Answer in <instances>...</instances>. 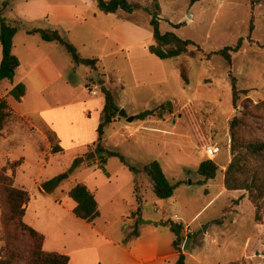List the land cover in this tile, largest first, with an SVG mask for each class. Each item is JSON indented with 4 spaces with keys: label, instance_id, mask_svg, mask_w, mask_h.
<instances>
[{
    "label": "rangeland",
    "instance_id": "rangeland-1",
    "mask_svg": "<svg viewBox=\"0 0 264 264\" xmlns=\"http://www.w3.org/2000/svg\"><path fill=\"white\" fill-rule=\"evenodd\" d=\"M132 1L142 6L149 3V0ZM158 2L160 31H173L181 38L190 39L200 50L191 47L179 57L167 59L149 53L147 47L153 39L149 15L143 9L105 14L97 8L95 0H0L1 16L6 23L16 27L12 51L20 62L12 81L0 80V96L6 99L9 107H15L33 121L41 119L40 114L32 113L33 110L49 108L50 112L45 114L52 119L64 147L62 153L55 152L45 162L28 139L17 146L14 137L4 143L1 137L5 136L1 132L0 168H8L12 161L24 157L15 175L17 183L23 184L32 196L27 223L35 216L40 218L34 200L40 196V186L50 188L48 192L56 197L63 196L62 189L69 190L77 182H84L92 189L99 186L105 173L117 175L115 185L126 198L120 203V210L124 211L128 206L134 210L137 201L133 200V173L117 156L108 155L103 165L95 143L92 144L102 118L99 108L104 95L101 87L110 88L120 109L127 113L126 116L133 115L134 119L127 122L125 117L118 115L105 126V148L118 152L137 167L156 160L171 183L181 181L170 200L161 199L143 183L147 176L138 172V182L141 181L143 186L140 189L143 202L139 223L158 217L183 221L187 226L183 229L181 244L182 252L186 253L184 264H264V225L256 223H264V215L261 213L262 218L256 220L255 209L248 199L233 208L234 199L239 197L235 191L219 193L224 170L232 158L229 123L241 113L245 98L253 103L264 100V0L253 7L249 0ZM119 18L136 25L133 30L123 28L119 31L127 44H117L108 34L119 23ZM179 23L180 26H174ZM33 27L58 30L81 57L98 59L95 68L77 65L60 44L44 42L38 34H28L26 30ZM239 38H243L242 46L231 54L230 62L219 55L207 58V54L234 45ZM181 64L187 68L188 84L180 77ZM43 72L49 78V87L42 91L40 74ZM57 73H61V79H55ZM231 77H235L238 89L247 90L236 102L232 98ZM11 82L26 85L27 92L21 102H15L9 95ZM165 102L170 106L165 108L162 116L144 120L135 118L140 111L157 108ZM11 122H18L22 130L31 133L40 150L52 153V146H58L56 138L50 139L45 127L37 125L39 131H36L26 119L13 112L6 126ZM258 123L261 122L249 119L248 126L240 129L239 134L246 141L263 138ZM42 134L46 138H41ZM206 144L217 145L219 153L207 158L203 152ZM90 151L94 153V163L93 158L85 159ZM77 154L81 161L71 168L72 156ZM204 159L213 160L218 168L213 179L200 185L197 184L201 178L197 169ZM225 163V168L221 169ZM51 178H56L57 183L46 187ZM111 187L105 190L109 195L113 192ZM65 197L67 203H73ZM226 206L229 210L224 213ZM1 213L0 204V216ZM48 217L44 214L39 220L45 222ZM133 223L127 238L137 231L138 225ZM119 229L120 222L113 223L112 230ZM173 236L168 227L162 228L160 242L169 252L174 251L170 245ZM21 238L18 243L20 253L26 257L28 240ZM186 238L189 242L185 249ZM2 245L0 221V247ZM176 259L177 256L165 264H174ZM124 262L129 264L130 259L125 256ZM20 264H24L23 259ZM103 264L114 262L103 259Z\"/></svg>",
    "mask_w": 264,
    "mask_h": 264
},
{
    "label": "trees",
    "instance_id": "trees-1",
    "mask_svg": "<svg viewBox=\"0 0 264 264\" xmlns=\"http://www.w3.org/2000/svg\"><path fill=\"white\" fill-rule=\"evenodd\" d=\"M192 2L195 0H191ZM263 0H249L251 7L259 4ZM97 8L105 13H117L123 11L132 13L135 10L143 9L149 15V26L152 33L153 43L148 45V52L159 59H167L179 57L188 52L191 47H196L200 50L197 43L190 39L179 37L173 31L161 32L159 29L160 5L158 0H149L145 6L140 5L132 0H95ZM6 6V3H4ZM181 24L174 25L175 27ZM252 30V25L249 26V32ZM16 32V27L6 23L5 18L0 14V80L8 79L12 81L15 71L19 66V59L13 53V37ZM28 34H38L43 41L56 42L63 46L68 52L72 60L77 64L88 65L95 68L98 59L84 58L79 55L75 46L67 41L56 29L46 28H31L27 29ZM243 43V38H239L234 45H226L218 51L207 54L219 55L227 62L231 60V54L239 51ZM180 77L184 84H188L187 68L181 64L179 66ZM231 91L233 102L239 98V95H246L247 90L237 88L235 77H231ZM101 92L104 95V105L101 111L102 118L96 128L97 140L95 150L100 155V160L104 163L108 155L117 156L122 164H124L134 175L138 172H143L149 179L151 190L161 199H167L174 193L175 188L181 181L171 183L165 176L158 161H150L141 167H137L130 161H127L121 154L105 148L103 144L104 128L111 123L119 115L120 107L116 103L115 96L110 88L101 87ZM26 93V85L23 82H18L12 85L9 90V95L15 101H21ZM169 102L161 103L154 109H145L135 115L136 119L144 120L151 116H162L163 111ZM12 114V109L9 107L5 98L0 97V132L5 128L8 118ZM256 119L258 129L263 138L255 137L252 140H245L239 134L240 129L248 126L249 119ZM264 100L259 103H253L249 98H245L241 113L234 116L230 123L231 145L230 152L232 158L226 165L223 173V185L226 190L244 191L247 199L255 209V218L260 220L261 213L264 215ZM47 135L50 139L56 138V134L47 129ZM61 151V147L52 146V152ZM81 161V157L73 160L71 168L76 167ZM23 163V158L20 157L12 161L8 168H0V204L2 205V213L0 216L1 226L3 229V245L0 247V264H20V260H24V264H68L69 256L56 251H46L43 249L44 235L27 224L24 220L26 205L30 200L29 192L15 185V173ZM218 166L211 159H204L198 165V173L201 178L197 184L204 185L208 180L216 176ZM9 170V174L7 173ZM56 178H51L46 187L54 186L57 183ZM137 192V187H135ZM67 195L75 202L72 209L74 215L87 222L92 223L100 213L99 204L92 190L82 182L76 183L68 192ZM137 206L132 212L135 217H140L142 196L136 193ZM233 204H238V199L233 201ZM229 210L224 208V213ZM140 219L135 223H139ZM160 224L169 227L173 233L172 247L177 252V259L174 264H184L185 255L181 250V244L184 240L183 229L184 225L168 219ZM189 236V235H188ZM21 237L27 238V255H21L19 249V241ZM21 238V239H20ZM20 239V240H19ZM184 244V243H183Z\"/></svg>",
    "mask_w": 264,
    "mask_h": 264
},
{
    "label": "crops",
    "instance_id": "crops-1",
    "mask_svg": "<svg viewBox=\"0 0 264 264\" xmlns=\"http://www.w3.org/2000/svg\"><path fill=\"white\" fill-rule=\"evenodd\" d=\"M135 26L136 25L133 24L132 22L126 19L119 18V23L116 24L113 28H111L108 34L114 41H116L117 44L119 45L127 44V42L122 37H120L119 31L123 28H128V29L131 28L133 30ZM0 61H1V52H0ZM55 79L56 80L61 79V73H57ZM40 80L42 81L41 90L43 91L44 89L49 87V83H48L49 78L43 72L40 74ZM13 84L15 83H12L11 85ZM26 92H27V88H26ZM24 96L22 97V99L24 98ZM103 105H104V98L99 108L100 112L102 111ZM10 108L12 109V112L16 114L18 117L26 119L27 122H29L31 126H33L34 129H36V131H39L37 125L40 127H45V129L52 130L56 134V137L58 139V145L61 147V151L63 152L64 150V147L62 145L63 142H61L60 136L54 128L52 119L49 117V115L45 114L50 112L49 108H43L41 110H35V111L33 110L32 112L33 114L38 113L41 116V119H39L38 121L36 119L33 121L29 116H27V114L24 113L22 114L15 107H10ZM91 114H92L91 111H89L88 115L90 116ZM6 128H4L1 131L4 133L5 136V137H1V140L4 143L15 139L17 146V145H22L25 142V140L28 139L32 143L34 149L36 150L37 155L44 157V159L46 160L45 162H47L48 157L54 155L53 152L51 153L49 151L46 153L45 151L40 150L35 144L36 138L33 137L31 133L22 130L18 122H13V123L11 122L8 126H6ZM8 128H10V130ZM95 133L96 134L95 136H93L94 140L92 144L96 143L97 140L96 129H95ZM12 137H14V139ZM41 138H46V136L42 134ZM90 142L91 140L88 141L86 145L87 146L90 145ZM47 144L46 147H48ZM79 155L80 154L72 156V160L79 157ZM21 157L23 158L24 161V157L23 156ZM228 160L229 158L226 160V163H228ZM98 161L96 163H98ZM105 163L106 162L102 164L104 165ZM226 163L223 166H221L222 167L221 169L225 168ZM216 165L218 166L217 163ZM116 178H117L116 174L114 175L110 173H105V176L102 177L99 186H95L92 189L87 185L88 188L93 191L94 196L99 204V210H100L99 216L92 223H87L77 218L74 215L72 209L75 205V202L71 199L73 203H67L65 199L66 198L65 196H68L67 192L70 189L69 190L62 189L63 196L59 195L56 197L51 192H48L50 188L46 189L40 186L39 187L40 196L35 197L34 199L38 204L37 210H39V217L42 218L44 214L50 217H48L44 222L43 220H39L40 218H37L35 216V219H32V222H28V223H30L29 224L30 226H32L33 228H35L44 235L43 249L46 251H56L67 254L69 256L68 264H103V259H105L106 262L107 260L108 261L111 260L114 262V264H121V262L123 263L125 261V256H127L130 259L129 264H165L166 261H170V259H174L175 256H177V252L174 249L173 252H169L166 248L162 247V244L160 242L162 239L161 238L162 228L168 227L160 223L170 218L165 219L158 217L147 222L144 221L142 223H138L137 224L138 228L136 233H134V235L131 238H127V234L131 230L130 229L131 222H134L133 223L134 225L137 222V220L141 217H137V216L134 217L132 215V212L134 210L130 209L129 206L127 208L124 207V211L120 210V203L125 202L126 198L120 195L121 189L119 186L115 185ZM138 179H139L138 174L136 175L133 174V177L131 178L132 180L131 182L133 183V188L134 190L135 187L138 188L137 192L135 191L133 193V200H136V193L139 196H142L140 189H142L143 186L141 181L139 184ZM143 181L146 187L150 186L151 188L148 177L147 179L144 178ZM15 185L24 188L23 184L17 183V175H15ZM190 185L191 183L188 184V186ZM108 186H112L111 188L113 192L110 195L108 194V192L105 191ZM223 190H226L224 188V185L219 193L223 192ZM232 191L239 193L238 198H241L238 201V204H235L233 206L234 208L235 206H238L240 202L247 199V197L246 195H244L245 193L244 191H240V190H232ZM215 197L216 195L213 196L210 201H213ZM171 198L172 197H169L166 200H170ZM142 200H143V196H142ZM31 201H32V196H30V200L26 205V210L24 215V220L26 223H27L26 221L27 212L28 209L30 208L29 204ZM37 210L35 209L33 211L34 214L37 212ZM232 211H234V209ZM157 212L159 214H164V212L162 211H157ZM230 212L231 211H229V213ZM223 215L225 216L226 214ZM179 221L180 222L178 221L175 222L183 224V221L181 220ZM115 222H120V229L113 231L112 226L113 223ZM263 222H264V218H263ZM256 223L261 226L264 225V223H262L261 221H258ZM185 227L187 226L184 225V228ZM172 240L173 239H171L170 241L171 246H172ZM185 254L186 253H184V255ZM124 264H128V263L124 262Z\"/></svg>",
    "mask_w": 264,
    "mask_h": 264
},
{
    "label": "water",
    "instance_id": "water-1",
    "mask_svg": "<svg viewBox=\"0 0 264 264\" xmlns=\"http://www.w3.org/2000/svg\"><path fill=\"white\" fill-rule=\"evenodd\" d=\"M118 114H119L120 117H125V120L127 122H131L134 119V116L133 115L126 116L127 113L123 109H119ZM90 158H93L92 161L94 163L95 162V159H94V153L92 151H90L89 153H87V155L85 157L86 160H90ZM89 164H91V163H89ZM188 242H189V238H186L185 241H184V244H183V248L186 249L188 247Z\"/></svg>",
    "mask_w": 264,
    "mask_h": 264
},
{
    "label": "built area",
    "instance_id": "built-area-1",
    "mask_svg": "<svg viewBox=\"0 0 264 264\" xmlns=\"http://www.w3.org/2000/svg\"><path fill=\"white\" fill-rule=\"evenodd\" d=\"M94 93L95 92H93V94ZM203 151L207 155V158H211L213 155L219 153L220 148L217 145H214V144H206L203 147Z\"/></svg>",
    "mask_w": 264,
    "mask_h": 264
}]
</instances>
